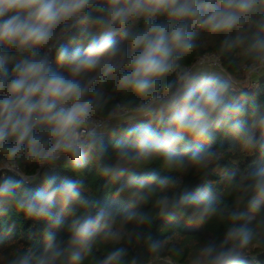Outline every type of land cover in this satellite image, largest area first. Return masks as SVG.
Listing matches in <instances>:
<instances>
[{"label":"clouds","instance_id":"obj_1","mask_svg":"<svg viewBox=\"0 0 264 264\" xmlns=\"http://www.w3.org/2000/svg\"><path fill=\"white\" fill-rule=\"evenodd\" d=\"M74 30L69 48L62 41ZM206 37L218 41L219 56L239 53L249 78L260 73L264 0H0V215L14 207L44 224L42 250L10 245L0 264L183 257L171 237L151 231L178 218L222 226L187 264H259L264 167L226 173L230 200L216 199L207 177L226 157L212 147L218 133L264 156V103L249 108L235 77L189 62ZM117 128L109 149L104 138ZM61 157L76 178L48 173ZM88 165L116 197L128 196L126 206L99 204L81 175ZM190 173L203 180L193 191ZM41 177L40 188L29 186Z\"/></svg>","mask_w":264,"mask_h":264},{"label":"trees","instance_id":"obj_2","mask_svg":"<svg viewBox=\"0 0 264 264\" xmlns=\"http://www.w3.org/2000/svg\"><path fill=\"white\" fill-rule=\"evenodd\" d=\"M129 31L133 30L131 27ZM93 34L98 35L96 30H92ZM77 36V31L74 30L67 39L62 41L69 48L75 47L73 42ZM218 41L212 37H206L204 39V47L197 53L192 54L189 57L190 63H197L199 59L206 54L216 53ZM219 56V55H218ZM222 64V68L228 74L232 75L236 79H246L247 75L243 69V61L239 53H232L229 56H219ZM53 70H59L55 64V54L52 56ZM18 61H12L8 67H11ZM264 70L257 75L254 74L250 77L251 85H241L238 87L244 88L249 94V108L252 103H264ZM238 95V94H237ZM245 120L248 116L244 117ZM142 121H135L132 124H125L122 127H132ZM120 138V128H117L116 134H108L104 138L105 144L111 149L116 139ZM188 138H186L187 140ZM214 149L219 148L226 152L225 160L221 161L220 168L214 174H209L207 179L216 182L213 190L214 197L216 199H231L227 196L226 182L223 177L226 173H230L236 170L238 173L244 170H253L259 167H264V156L257 154H246L239 151L236 145V141L230 135L224 133H218L217 140L212 146ZM45 169H42L43 172ZM50 175L57 177V181L60 182L65 178H76L70 170V161L67 157H61V159L52 167L46 169ZM28 174H33L37 171L35 166H29L25 169ZM10 174V173H9ZM164 173H162L163 175ZM81 175L89 183V188L94 195V198L100 205H112L126 206L128 203V196L125 194L116 197L114 195L115 188L110 185L107 180L99 178L96 174V168L93 165H88L82 169ZM185 183L189 191H193L196 187L203 183V180L199 176L189 174L185 177ZM32 188H40L42 186V177L33 184L29 185ZM68 218H66L67 223ZM44 227L43 222H37L29 219H25L22 215H17L13 208H9L5 214L0 215V255H4L9 250V246L16 244L31 246L36 252L42 250L43 241L41 236V229ZM152 234L159 239H165L171 237L170 244L175 245L178 248H183V257L172 256L164 254L155 260H150V264H187L188 256L193 251L194 247L200 242L213 234L219 235L222 232V226H218L215 223L205 225H193L188 224L186 218H178L173 224H167L162 220H157L151 228ZM130 251H142L141 246H133ZM260 250H256L255 254H258ZM259 264H264V254L258 256Z\"/></svg>","mask_w":264,"mask_h":264},{"label":"rangeland","instance_id":"obj_3","mask_svg":"<svg viewBox=\"0 0 264 264\" xmlns=\"http://www.w3.org/2000/svg\"><path fill=\"white\" fill-rule=\"evenodd\" d=\"M200 62H197L196 64H201L205 67H208V68H211L212 70L214 71H217V72H224V73H227L226 71H224L223 68H216L212 65V63H210L209 61H201V58L199 59ZM258 73H256L257 75ZM247 75V74H246ZM237 82H238V86H241V85H251L253 82L250 81V78L247 76L246 79H236Z\"/></svg>","mask_w":264,"mask_h":264},{"label":"built area","instance_id":"obj_4","mask_svg":"<svg viewBox=\"0 0 264 264\" xmlns=\"http://www.w3.org/2000/svg\"><path fill=\"white\" fill-rule=\"evenodd\" d=\"M201 61H209L214 67L222 68L220 57L216 53L203 55Z\"/></svg>","mask_w":264,"mask_h":264}]
</instances>
